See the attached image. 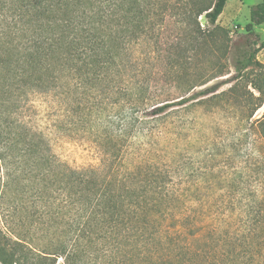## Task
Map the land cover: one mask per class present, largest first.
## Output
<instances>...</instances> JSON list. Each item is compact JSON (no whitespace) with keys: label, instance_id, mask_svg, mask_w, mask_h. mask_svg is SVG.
<instances>
[{"label":"rangeland","instance_id":"374dc122","mask_svg":"<svg viewBox=\"0 0 264 264\" xmlns=\"http://www.w3.org/2000/svg\"><path fill=\"white\" fill-rule=\"evenodd\" d=\"M259 2L229 0L217 22L228 32L233 46L243 45L249 53L264 42V25L254 27L255 34L246 32L251 9ZM5 4L6 11L0 10L3 25L2 13L13 17L16 14H10V4ZM140 4L151 20L137 46H126L123 51L128 72L118 76L116 92L128 87L135 89L137 78L131 75L139 77L145 72L144 77H151L158 86L154 91L159 92L154 95L156 100L178 101L175 98L185 94L176 89L178 85L189 90L192 79L203 82L220 65L228 74L210 84L236 75L232 58L228 61L224 57L220 39L205 44L192 41L190 30L196 25H191L194 22L190 11L196 8L194 0H140ZM130 7L128 4L127 8ZM198 23L202 30L214 28L204 16ZM177 43L184 47L181 59L173 54ZM256 62L234 95L228 94L232 84L226 83L219 98L176 107L158 119H152L149 110L144 113L137 109L132 118L147 122L143 128L123 126L121 118L127 115L123 107L127 105L121 94L109 97V102L114 98L118 101L113 107L109 105L110 118L121 116V121L116 119L114 125L121 153L113 177L121 179L125 173L135 171L136 175L128 181L130 194L144 184L149 168L160 173L168 167L172 177L168 184H159L161 196L150 194L155 198H149L153 203L150 214L145 216L129 206L118 205L114 209L103 202L101 225L74 211L79 204L66 190H60L62 173H58L66 168L101 166V151L112 145L100 144V137L95 134L102 130L95 129L91 135L87 127L77 125L78 118L70 119L69 107L63 106L61 110L62 106H57L52 97L47 98L49 101L33 97L29 103L33 107H25L23 116L33 131L41 132L39 138L46 147L43 154L52 156L59 168L54 169L56 177L53 172L49 176L40 160H28L31 156L23 148V156L17 157L9 144L0 139V231L12 240L10 248L19 254V263L264 264V133L259 124L264 121V102L253 111V103L243 89L247 82L257 83L262 94L250 84L246 88L254 98L264 101V49L257 52ZM171 65L176 74L178 67L190 68L191 77L181 82L178 77L171 78L174 80L170 84L168 76L156 75L163 66L168 69ZM137 70L141 73L137 74ZM82 100L85 105L90 104L84 97ZM105 100L108 101L107 96ZM103 168L102 172H110L109 166ZM176 196H182V201ZM109 210L119 222L113 229L108 224L113 219ZM89 221L100 232L93 229L91 235L89 227L82 229ZM15 242L21 243V247L13 248Z\"/></svg>","mask_w":264,"mask_h":264},{"label":"trees","instance_id":"16d2710c","mask_svg":"<svg viewBox=\"0 0 264 264\" xmlns=\"http://www.w3.org/2000/svg\"><path fill=\"white\" fill-rule=\"evenodd\" d=\"M0 1L3 5L5 1L10 4L8 7L10 14L11 11L16 12L14 17L12 14L10 16L6 12L2 13L4 25L0 23V139L9 144L11 151L17 157L23 156L20 154L23 148L24 153L31 156L28 160L34 159L36 162L40 160L41 164L46 167L43 171L48 172L49 176L53 172L56 177L54 169L59 167L52 156L43 154L46 147H44L42 138H39L41 132L39 134L33 131L35 129L26 124L23 116L25 107H33L29 106L33 97L39 96L44 100L52 97L51 100L56 102L57 106H62L61 110L63 106L69 107L67 111L71 115L68 117L78 118L77 125L87 127L91 130V135L95 129L102 130L97 131L95 135L100 137L101 145L107 143L112 145V148L101 151L104 159L101 166L84 170L66 168V170L60 169L58 173L60 175L62 173L61 180L58 182L60 190H66L67 195L80 205L74 211L81 214L84 219L85 217L94 218L95 223L100 225L102 224L100 218L104 217L100 213L103 202L110 203L114 209L119 208L118 205L121 208L129 206L147 216L153 204L149 198L154 200V197L161 196L159 184H168L172 177L168 167V170H159L160 173L149 168L144 174V184L137 186L133 194H130L128 181L134 174L136 175L135 171L125 173L121 179H117L116 175L113 177L115 164L121 153L119 144H117L118 139H116L118 135L114 132L116 119L119 122L122 119L123 126L127 128L136 129L141 126L143 128L147 122L139 123L138 119L133 120L132 118V115L138 111L137 109L144 113L150 111V117L158 119L166 116L176 107L197 105L209 99L219 98L223 95L220 90L226 83L232 84L228 94L234 95L238 92L243 78L249 77V71H253L254 66L257 65V52L264 49V42L257 50L250 53L243 45L233 46L228 32L217 25L229 0H194L196 8L190 11V18H193L194 22L191 25L192 27L196 25L195 29L190 30L192 41L205 44L220 39L219 41L224 46V57H227L228 61L230 57L232 58L236 75L227 81L210 84L228 74L227 70L220 65L203 82H198V80L193 82L192 79L191 84L188 85L189 90L185 85H178L176 88L178 91H185V94L175 98L178 101H159L154 97L159 93L154 92L158 86L151 80V77H144L145 72L139 77L135 74L131 75L137 78L135 89L128 87L125 91L116 92L114 90L118 83V76L121 77L128 72V64L124 63L125 59L122 58L125 47L137 46L140 35L145 32L151 20L145 15L140 0ZM1 2L0 10L6 11L4 8L6 4L2 6ZM128 4L131 6L130 9L127 8ZM201 16H204L214 27L213 30L207 31L200 28L198 19ZM261 25H264V0H260L251 9L250 23L246 26L247 34H255L254 27ZM180 44L177 43L173 47V54L177 53L179 59H181L180 54L183 57L184 50ZM188 69L190 68L185 67L183 70L182 67H178L176 74L175 66L171 65L168 69L163 66L156 75L158 77L168 76L170 78L168 83L173 84L171 82L177 77L180 82L186 78L189 79L191 71ZM136 72L141 73L138 70ZM172 72L175 73L172 74ZM128 75L130 74L126 75L127 78H129ZM248 84L261 94L263 89L252 81L247 82L245 87L241 86L245 88V93L249 95V100L253 103V111H256L264 101L260 97L254 98L246 88ZM197 87L201 90H195ZM64 90H66L65 93ZM191 91L193 93L188 95ZM64 94L66 96L63 97ZM80 94L83 96H79ZM118 94L122 95L121 99L127 105V108L123 107L127 115L122 116L121 119V116L114 115L110 118L109 105L113 107L118 101L114 98L113 102H109V97ZM106 96L108 101L105 100ZM83 97L90 104L85 105ZM259 124L264 133V121ZM103 166H109L110 172H102ZM135 170H141V168ZM181 198L182 196H176L178 201H182ZM109 213L113 219L108 224L113 229L119 222L110 210ZM163 217L164 215L161 216ZM84 223L81 222V224ZM86 224L89 225L81 227L82 229L89 227L88 233L91 235H93V229L96 233L100 232L94 224H91V221ZM106 231H108L107 227ZM10 242L12 240L6 238L0 231V264H20L21 258L10 248ZM15 243L16 246L13 248L21 247V243Z\"/></svg>","mask_w":264,"mask_h":264}]
</instances>
